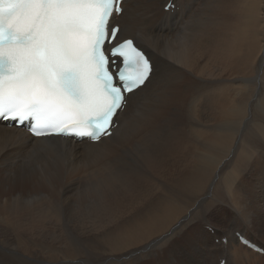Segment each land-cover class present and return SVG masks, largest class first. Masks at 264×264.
I'll list each match as a JSON object with an SVG mask.
<instances>
[{"label": "bare ground", "instance_id": "obj_1", "mask_svg": "<svg viewBox=\"0 0 264 264\" xmlns=\"http://www.w3.org/2000/svg\"><path fill=\"white\" fill-rule=\"evenodd\" d=\"M168 1L126 0L113 18L154 69L114 136L0 121V264H264L235 234L244 221L258 242L244 166L264 170V0Z\"/></svg>", "mask_w": 264, "mask_h": 264}, {"label": "snow or ice", "instance_id": "obj_2", "mask_svg": "<svg viewBox=\"0 0 264 264\" xmlns=\"http://www.w3.org/2000/svg\"><path fill=\"white\" fill-rule=\"evenodd\" d=\"M126 0H0V120L36 136L112 137L154 72L113 23ZM118 62V64H117Z\"/></svg>", "mask_w": 264, "mask_h": 264}, {"label": "rangeland", "instance_id": "obj_3", "mask_svg": "<svg viewBox=\"0 0 264 264\" xmlns=\"http://www.w3.org/2000/svg\"><path fill=\"white\" fill-rule=\"evenodd\" d=\"M169 2V1H168ZM172 3L174 4V2H173V0H172ZM175 5V4H174ZM165 8V7H164ZM165 10L166 11H168L166 8H165ZM142 11L143 12H146V10H143L142 9ZM168 116H169V118L171 117V114H168ZM252 165V166H251ZM248 166V167H247ZM247 166H244L243 168H244V170L245 171H247V172H249L250 174H251V180L250 179H248V183H247V189L249 190V192H250V196L252 197V198H250L248 201H249V203H248V211L249 212H252V214L254 215V216H256L257 218H260V221L259 220H257V229L254 227V226H252V233L253 234H255L256 236H258V244L259 245H261L262 247H264V238L262 237V234L264 235V212H260V210H259V207H260V203H262V201L260 200V203L258 204V198H259V195H258V193L255 191V188H254V186L253 185H256V186H258L259 184H260V182L262 181V180H264V170L262 171V170H260V168H254L253 167V164H250V165H247ZM251 169V170H250ZM254 169V170H253ZM257 173V174H256ZM255 175V176H254ZM259 175V176H258ZM263 175V176H262ZM253 176V177H252ZM262 178V179H261ZM66 179V178H65ZM251 181L253 182L252 184H251ZM257 183V184H256ZM221 192H222V190H221ZM258 196V197H257ZM67 197V198H66ZM76 196H71V195H68V196H65V198H62L63 200H66L67 202H70L71 200H72V198H75ZM68 199V200H67ZM12 208L14 209V212H13V224H14V226L18 229V228H20V221H21V219L19 218V212L20 211H22L23 209H28V208H26V207H24V206H21L20 204H14V205H12ZM16 209H18V210H16ZM254 212V213H253ZM261 216H262V220H261ZM215 217H216V219L219 221V224L222 226V228L224 229V230H230L231 228H232V224H228L227 223V221L225 220L226 219V217H228L227 215H226V212L225 211H223V210H220L219 212H217L216 214H215ZM263 225H262V224ZM260 224V225H259ZM237 225L241 228V230H243V231H241V233L242 234H245L244 233V231L245 230H247L246 229V223L244 222V221H241V220H239L238 221V223H237ZM207 229H209L210 230V228H209V226H206V225H204ZM211 227V226H210ZM219 230H221V229H219ZM237 232H239V231H237ZM191 236H193L194 235V230H191V232L189 233ZM235 234H236V232H235ZM186 237V236H185ZM185 237L184 238H182V241H183V243L184 244H187V242L186 241H188V237H186V239H185ZM223 239V237H220V238H216V243H221V241H223L222 240Z\"/></svg>", "mask_w": 264, "mask_h": 264}]
</instances>
